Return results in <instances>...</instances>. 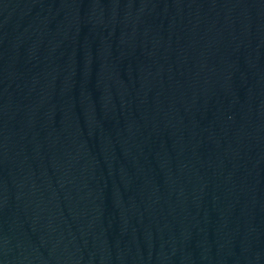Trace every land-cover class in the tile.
<instances>
[{
  "label": "water",
  "instance_id": "1",
  "mask_svg": "<svg viewBox=\"0 0 264 264\" xmlns=\"http://www.w3.org/2000/svg\"><path fill=\"white\" fill-rule=\"evenodd\" d=\"M0 264H264V0H0Z\"/></svg>",
  "mask_w": 264,
  "mask_h": 264
}]
</instances>
